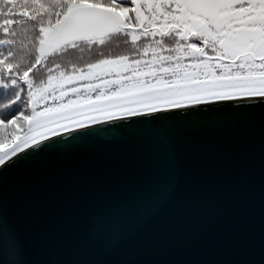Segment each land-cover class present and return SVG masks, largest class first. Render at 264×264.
<instances>
[{"label":"snow or ice","instance_id":"obj_1","mask_svg":"<svg viewBox=\"0 0 264 264\" xmlns=\"http://www.w3.org/2000/svg\"><path fill=\"white\" fill-rule=\"evenodd\" d=\"M117 36L134 54L49 65ZM8 140L0 264H218L154 257L226 196L261 220L227 235L245 257L229 264H264V0H0Z\"/></svg>","mask_w":264,"mask_h":264},{"label":"water","instance_id":"obj_2","mask_svg":"<svg viewBox=\"0 0 264 264\" xmlns=\"http://www.w3.org/2000/svg\"><path fill=\"white\" fill-rule=\"evenodd\" d=\"M186 136L193 139L216 141L225 136L220 127L189 128ZM238 147H243V136L234 138ZM235 197L226 196L223 203L213 213L204 217L192 226L196 233L194 238L180 242L176 247L164 250L154 258L162 261H208L218 264H229L244 259V246L233 245L225 239L237 228H243L247 236L258 237L261 226L259 208L248 215H241L234 207Z\"/></svg>","mask_w":264,"mask_h":264},{"label":"trees","instance_id":"obj_3","mask_svg":"<svg viewBox=\"0 0 264 264\" xmlns=\"http://www.w3.org/2000/svg\"><path fill=\"white\" fill-rule=\"evenodd\" d=\"M19 31V29L17 30ZM33 33L31 32V25H29V31L23 37L24 46L30 47V42L32 40ZM18 38V42L19 39ZM135 49L131 48L122 36L114 37L113 39L107 41L104 45H86L80 43L75 49L68 48L66 50H61L55 53L49 58V65L55 67V65H60L62 71L70 72L73 68H83L89 63H95L101 58H115L119 55H132ZM46 75V72H45ZM12 140H8L7 143L0 142V151H6Z\"/></svg>","mask_w":264,"mask_h":264},{"label":"rangeland","instance_id":"obj_4","mask_svg":"<svg viewBox=\"0 0 264 264\" xmlns=\"http://www.w3.org/2000/svg\"><path fill=\"white\" fill-rule=\"evenodd\" d=\"M72 70H73V69H71V71H72ZM71 71H70V72H71ZM17 141H18V138H17ZM12 146H14V141H13L12 143H10V144L8 145V147H4V146H3L2 148H3V149H4V148H10V147H12Z\"/></svg>","mask_w":264,"mask_h":264}]
</instances>
